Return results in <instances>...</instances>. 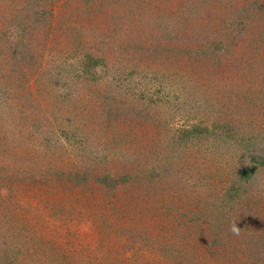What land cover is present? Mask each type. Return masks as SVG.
Listing matches in <instances>:
<instances>
[{
    "label": "rangeland",
    "instance_id": "obj_1",
    "mask_svg": "<svg viewBox=\"0 0 264 264\" xmlns=\"http://www.w3.org/2000/svg\"><path fill=\"white\" fill-rule=\"evenodd\" d=\"M82 1L0 0L14 252L32 235L70 264H264V0ZM79 49L103 63L82 73Z\"/></svg>",
    "mask_w": 264,
    "mask_h": 264
},
{
    "label": "trees",
    "instance_id": "obj_2",
    "mask_svg": "<svg viewBox=\"0 0 264 264\" xmlns=\"http://www.w3.org/2000/svg\"><path fill=\"white\" fill-rule=\"evenodd\" d=\"M83 3H86L87 0L82 1ZM192 3H196L199 6H202V3L199 1L194 0ZM205 4H207V1L205 2ZM187 5V4H185ZM183 5V6H185ZM178 7L180 6H176L174 11L177 13L181 12V9ZM187 10V14H180L177 15L176 17H178V19H176L177 22H182L184 25H186V27L188 26V23L193 22L195 20H197L198 18H201V20H203V15H201L202 13L194 8H192V6L190 7H186ZM208 10V8H207ZM189 12V13H188ZM218 20H220V18H218ZM187 23V24H186ZM111 26H116L115 22L112 20L109 23ZM114 24V25H113ZM183 24H179L178 26L180 27V29H182L181 33H184L186 29V27ZM217 30L219 31V29H221V25L216 26ZM221 32V30H220ZM172 40L177 41V42H181L183 41V48L179 49L180 53L183 54H190V55H194L195 53L198 54L199 51L195 50L193 51V48L195 46H199V42L197 41L195 44V46L193 45L195 43V38L193 35H186L184 38L182 39V37H171ZM206 40V39H204ZM219 44V41H217L216 43H214V46ZM195 52V53H194ZM76 57H81L79 60V69L82 70V73L87 74L90 73V71L96 69L101 63H103V61H101L100 59H98L96 56H94L92 53H89L87 51H80L77 50V52L75 53ZM210 132V131H209ZM194 134V132H190V130L188 129L187 131L184 132V137L188 138L190 135ZM240 145V143H239ZM71 173V172H70ZM251 173V172H249ZM66 176V181L68 183H73V184H77L76 182H78V178L80 179L81 177L78 176V174H75V176H71L72 174H64ZM246 177H250V174L244 175ZM108 183H110L109 188H115L119 183H127L125 181V179H123L122 177L120 178H115V179H108ZM100 182V180H99ZM225 198L227 199V201H231L233 198H235L237 195L235 194V191L233 189V187H230L228 189V191L225 193ZM235 196V197H234ZM7 219L5 217V215L3 214L0 218V264H51L50 262H52V264H68L69 262H67L66 256L63 254H60V256L58 255V253L56 251H52L50 250V246L49 245H45V244H39L36 245L37 242L32 241V235L31 237H27L26 238V244L28 246V254L27 257H29L28 261L26 263H22V256H21V250L14 249L11 247V245L13 244L12 241H15L14 237H10L8 235V231H7ZM23 222V221H22ZM10 240V242L8 241ZM29 245H31L32 247H30ZM19 248V247H18ZM21 249V248H20ZM38 252H43L40 255H38ZM57 254V256H56ZM52 256L55 257H59L60 259H54ZM61 261V263L59 262ZM70 264V263H69Z\"/></svg>",
    "mask_w": 264,
    "mask_h": 264
}]
</instances>
